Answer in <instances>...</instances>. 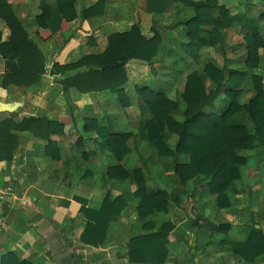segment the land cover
<instances>
[{
	"label": "crops",
	"instance_id": "crops-1",
	"mask_svg": "<svg viewBox=\"0 0 264 264\" xmlns=\"http://www.w3.org/2000/svg\"><path fill=\"white\" fill-rule=\"evenodd\" d=\"M98 1L76 0L77 18L65 20L61 31L53 35L49 29L37 26V18L42 13L41 0H9L43 53L48 73L37 89L1 88L0 120L10 116L16 120L43 117L64 128L62 133L51 137L56 147L48 150L47 141L29 133L20 134V146L14 158L0 162V264H145L137 252L131 251L130 239L156 229L151 222L144 224L139 219L135 181L128 179L126 170L118 166L111 150L93 131L96 126L90 131L86 128L96 120L115 132L133 133L131 154L123 162L127 170L142 167L150 190L165 189L171 193L179 187L174 163L176 160L186 163L188 157H176L175 161L152 159V151L140 139L146 116L139 109L137 89L165 91L169 98L176 100L184 92L188 78L196 71L203 73L211 62L208 51L215 52L216 59H224L227 52L231 56L235 50L233 59H229L231 66L241 65L246 55V31L236 25L225 31L229 46L226 52L208 47L202 50L197 61L191 59L185 50L188 29L184 22L194 18L196 3L202 0H176L164 14L148 13L147 0H104L103 16L82 19L83 11ZM218 2L219 7L227 9L232 16L264 14V0ZM219 14L217 10L215 17ZM259 25L264 39V20H260ZM135 26H139L147 38L153 37V28L159 32L161 43L152 65L133 58L121 69H112L107 90L82 93L75 88L64 89L66 79L85 69L71 73L53 71L55 64L64 67L87 56H101L108 51L112 35L128 33ZM0 33L3 41L10 35L2 20ZM238 36L244 42L242 50L231 43ZM219 64L223 65L224 60ZM5 67L0 55V76L5 73ZM261 69L250 73L249 78L254 73L264 76ZM203 78L207 92L216 89V84L206 74ZM118 88L125 90L130 108H123L118 101ZM226 90L227 86L220 88L210 110L220 112L228 105ZM254 93L247 83L241 100H247ZM138 110L139 121L135 119L139 116ZM184 110L185 105H182L171 116L181 119ZM126 122L130 123L125 127ZM114 124L123 130H116ZM174 137L170 140L172 147L177 142ZM253 153L250 161L260 162L251 168L253 170L242 168L243 179L239 182L242 187L232 197L231 209L220 210L217 196L211 195L204 183L182 208L170 201L166 215L146 218L157 228L164 221H171L175 226L169 244L155 253V264H224L227 261L229 264L230 253L221 242L227 237L225 225H231L227 234L230 238L243 233L255 221L264 229V147L258 146ZM108 195L112 199L124 196L128 207L111 221L104 244L89 245L83 242L82 236L88 225H96V215L91 212L99 211ZM83 208L90 212L83 213ZM256 264H264V256Z\"/></svg>",
	"mask_w": 264,
	"mask_h": 264
},
{
	"label": "trees",
	"instance_id": "trees-1",
	"mask_svg": "<svg viewBox=\"0 0 264 264\" xmlns=\"http://www.w3.org/2000/svg\"><path fill=\"white\" fill-rule=\"evenodd\" d=\"M175 1L147 0V12L164 14ZM40 8L42 13L37 18V26L49 29L53 35L61 31L65 20L77 18L76 0H41ZM217 10L220 14L215 17ZM104 12L105 1L100 0L83 11L82 19L103 16ZM70 13L72 14L69 15ZM0 20L10 31L6 41L2 40L0 33V55L6 66L5 73L0 76V89H8L11 86L28 90L39 88L48 73L46 59L9 0H0ZM260 20H264V14L259 17L249 16L247 13L232 16L227 9L219 7L218 0L199 1L196 3L194 18L184 22L188 29L186 52L193 61H197L202 50L208 47L226 52L229 46L225 40V31L238 25L246 31V55L242 64L231 66L226 55L223 65L216 61L209 62L203 73L196 71L188 78L184 92L176 100L169 98L165 91H136L140 100L139 109L143 112L142 115L146 116L140 130V139L152 151V159L175 161L176 157H188L186 163H180L178 160L174 163V176L179 182L175 191H152L142 167L127 170L123 162L131 154L133 133L115 132L110 126H102L96 120L90 124L92 129L86 128L90 131L96 126L93 131L97 133L103 145L111 150L118 166L126 170L128 179L135 181L139 219L144 224L151 222L156 229L130 239L131 251L137 252L145 264H155V253L169 244L170 234L175 227L171 221H164L157 228L152 221H148L149 216L166 215L170 201L182 208L186 200L195 197L197 187L204 183L209 193L217 196V206L220 210L231 209L232 197L240 192L237 184L243 179L241 170L248 166L251 158L242 153H252L258 146L264 147V76L254 73L249 78L250 73L262 67L264 60V39L261 35ZM152 31V38L144 36L139 26L133 27L128 33L114 34L109 38L110 47L105 54L87 56L64 67L55 64L53 71L59 69L71 73L85 69L84 72L76 73L64 81L65 90L75 88L82 93L107 90L112 69H121L133 58L152 65L161 43L159 32L156 28ZM203 74L216 84L215 90L207 92ZM247 83L253 87L255 93L247 100H241L245 95ZM223 86H227L228 105L221 108L220 112L210 110ZM116 95L123 108L131 107L123 88H118ZM182 105H185L182 118L171 116V113L180 110ZM63 128L62 125L43 117H24L16 120V117L10 116L0 120V162L14 158L20 146V134L29 133L37 139L47 141L48 150L49 147H56L51 137L62 133ZM171 136L177 137L174 147L170 145ZM127 207L124 196L112 199L108 195L102 208L91 212L96 215V225L87 226L82 236L83 242L93 246L104 244L111 221L120 217ZM82 211L90 212L86 208ZM225 227L224 233L227 237L221 242L230 253L229 264H256L257 260L264 256V229L261 224L253 222L252 226L244 229L241 233L243 235L237 234L234 238L227 235L231 225L227 224ZM224 264H228V261Z\"/></svg>",
	"mask_w": 264,
	"mask_h": 264
},
{
	"label": "rangeland",
	"instance_id": "rangeland-1",
	"mask_svg": "<svg viewBox=\"0 0 264 264\" xmlns=\"http://www.w3.org/2000/svg\"><path fill=\"white\" fill-rule=\"evenodd\" d=\"M263 13H264V10L262 11ZM263 30H264V28H263ZM264 33V32H263ZM230 41V40H229ZM233 45H236V46H234V48H236V47H238V49H240V50H242V44H244V42L242 41V38L241 37H236V40H234V42H231ZM237 43H241V44H237ZM229 44V43H228ZM238 45V46H237ZM207 53H209V55L207 56V57H210V58H208V60H210V61H216V62H218V63H222V61L224 60V59H222V58H217L216 59V55H215V52H213V51H208ZM228 53L229 52H227V58H229V59H233V57H231L234 53H235V50H232V54H231V56H228ZM229 55H230V53H229ZM261 73H263L264 74V63L262 64V69H261ZM138 97V96H137ZM135 98H136V96H135ZM115 99H116V97H115ZM138 99V98H137ZM117 100V99H116ZM137 115H139L138 117H136L135 119L137 120V121H139L140 120V112H139V110H138V114ZM128 123H130V122H128ZM127 122H126V124H125V127L126 126H128L129 124H128ZM134 123V122H133ZM132 123V124H133ZM121 124L123 125V122L121 121ZM114 126L116 127V130H118V131H120V130H123V128L122 129H120V127H117V125L116 124H114ZM124 126V125H123ZM174 139H176V137H174ZM243 155H246V156H252L254 153L252 152H243L242 153ZM260 162V160H258V161H255L254 159H251V161H250V163H249V166H246L245 168H253V167H255L256 166V163H259ZM251 170H253V169H251ZM237 186L238 187H242V185H240V184H237ZM197 212H199V211H197ZM200 223V222H199Z\"/></svg>",
	"mask_w": 264,
	"mask_h": 264
},
{
	"label": "built area",
	"instance_id": "built-area-1",
	"mask_svg": "<svg viewBox=\"0 0 264 264\" xmlns=\"http://www.w3.org/2000/svg\"><path fill=\"white\" fill-rule=\"evenodd\" d=\"M9 192H11V189H9Z\"/></svg>",
	"mask_w": 264,
	"mask_h": 264
},
{
	"label": "water",
	"instance_id": "water-1",
	"mask_svg": "<svg viewBox=\"0 0 264 264\" xmlns=\"http://www.w3.org/2000/svg\"><path fill=\"white\" fill-rule=\"evenodd\" d=\"M257 228L259 229L260 227H259V226H257Z\"/></svg>",
	"mask_w": 264,
	"mask_h": 264
}]
</instances>
